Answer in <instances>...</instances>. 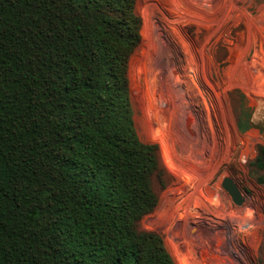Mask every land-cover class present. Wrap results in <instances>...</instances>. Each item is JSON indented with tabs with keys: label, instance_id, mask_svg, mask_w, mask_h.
Segmentation results:
<instances>
[{
	"label": "trees",
	"instance_id": "1",
	"mask_svg": "<svg viewBox=\"0 0 264 264\" xmlns=\"http://www.w3.org/2000/svg\"><path fill=\"white\" fill-rule=\"evenodd\" d=\"M141 26L136 0H0V264H176L139 228L160 171L130 99Z\"/></svg>",
	"mask_w": 264,
	"mask_h": 264
},
{
	"label": "rangeland",
	"instance_id": "2",
	"mask_svg": "<svg viewBox=\"0 0 264 264\" xmlns=\"http://www.w3.org/2000/svg\"><path fill=\"white\" fill-rule=\"evenodd\" d=\"M129 63L137 135L158 146L154 210L176 264H264V0H136ZM238 114L251 127L237 129ZM231 177L243 196L221 186Z\"/></svg>",
	"mask_w": 264,
	"mask_h": 264
},
{
	"label": "water",
	"instance_id": "3",
	"mask_svg": "<svg viewBox=\"0 0 264 264\" xmlns=\"http://www.w3.org/2000/svg\"><path fill=\"white\" fill-rule=\"evenodd\" d=\"M221 186L230 195L233 203H235L236 205L242 204L244 199L241 194V191L231 177L229 176L224 177L222 180Z\"/></svg>",
	"mask_w": 264,
	"mask_h": 264
}]
</instances>
